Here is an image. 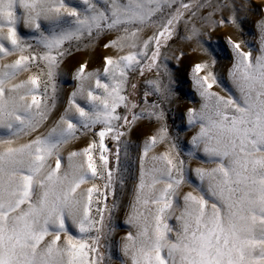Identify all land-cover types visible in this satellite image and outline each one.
Returning <instances> with one entry per match:
<instances>
[{"label": "snow or ice", "instance_id": "snow-or-ice-1", "mask_svg": "<svg viewBox=\"0 0 264 264\" xmlns=\"http://www.w3.org/2000/svg\"><path fill=\"white\" fill-rule=\"evenodd\" d=\"M249 14L257 54L225 39L233 92L216 72L223 49L211 36L225 25L242 36ZM180 24L199 57L189 74L199 106L189 101L180 113L186 142L167 125L180 95L161 66ZM108 32L111 55L100 67H75L59 110L65 58L84 37L92 44ZM146 72L155 76L141 97L135 77ZM143 120L157 127L140 148L124 221L134 231L119 242L116 264H264V0H0V264H105L103 241L120 209L115 186L125 184L121 145L127 157ZM81 138L86 146L74 149ZM158 146L165 150L149 156Z\"/></svg>", "mask_w": 264, "mask_h": 264}, {"label": "rangeland", "instance_id": "rangeland-1", "mask_svg": "<svg viewBox=\"0 0 264 264\" xmlns=\"http://www.w3.org/2000/svg\"><path fill=\"white\" fill-rule=\"evenodd\" d=\"M75 2V0H72ZM213 3H216V0H212ZM260 0H252V3L258 4ZM227 15V12H225ZM257 17L255 15H247L243 22V35L241 36L238 32L231 26L225 25L223 28L214 32L211 36L213 46H218L220 49H223L222 52L218 55L216 72L222 78L223 87L232 89L234 92L235 89L232 88L231 82L228 79L227 71L232 64V53L229 48L225 45V39L227 35L231 34L236 39H242L247 41L243 46L244 50H251L253 55H256L259 49V37L255 26V21ZM195 25L199 27L203 22L199 18H195ZM191 27V25L189 26ZM19 32L25 37H30L31 33L19 26ZM150 34V33H149ZM185 27L183 24H180L177 29V34L168 42L166 48H162L161 51L164 55L161 57V66H167L171 72L174 80L178 84L179 95H180V104L178 106H173V110L168 113L167 116V125L171 135H175L179 129V133L182 136L183 140H186L192 134L190 130H186L181 127V116L180 113L183 111V105L189 101H195L196 106H199V97L196 96L190 81V69L191 65L199 59L197 55L192 53V47L189 46V42L181 39L182 35H185ZM114 36V33L108 32L98 40L94 41L92 44L88 43L87 37L83 38V42L80 44V50L76 51L73 48L72 55L66 57L64 62L61 65L60 71L62 75L56 77V84L58 87L57 92V106L58 109L62 111L61 105L66 104L67 95L72 90L74 82L71 79V73L75 70V67L84 61H87L92 68H97L102 65V58L105 55H111V52L103 47V44L107 42L109 37ZM208 37H205L207 41ZM75 44V42H74ZM179 50H183L186 55L180 62H177L172 58L173 52L179 53ZM155 76L154 73L146 72L144 77H135V82L137 83V91L142 97L143 91L146 89L145 81L153 79ZM131 78V77H130ZM215 91L220 92V89L214 88ZM220 94H224L221 92ZM154 99V97L150 98ZM139 111V109H137ZM157 127L155 122H149L148 120H143L138 122V126L134 129L129 137V148L128 156L125 157L123 151V145H121V164L117 172L119 177L121 174L124 176L125 184L123 189L120 188L119 183L117 182L115 186L116 197L118 198V203L120 204V209L113 216V220L116 224L115 232L111 235L108 240H104V257L105 264H109L108 257L111 255L113 264H116L117 258L119 257L118 244L121 241L122 237L130 230L128 225L124 223L126 219L127 212L130 211L129 204L133 195V187L136 182V178L139 175V152L143 144V141L146 139L147 135L151 134L154 129ZM90 138V137H89ZM88 138H81L79 141L75 142L73 148H82L86 146ZM106 146L109 149L113 148L112 141L106 138ZM163 146H158L153 152L149 153V156L153 154H158L159 152L164 151ZM66 155V152L64 153ZM151 162L146 158L145 168L150 167ZM125 166L127 170L125 171ZM210 167V165H205ZM97 183H99L97 181ZM190 190L185 186L184 191ZM113 198L109 197L108 203L111 205ZM174 223V221H172ZM75 234V230L73 229ZM122 259V257H120Z\"/></svg>", "mask_w": 264, "mask_h": 264}]
</instances>
